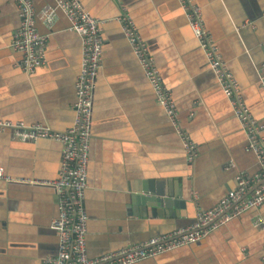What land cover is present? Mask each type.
Instances as JSON below:
<instances>
[{"label": "crops", "instance_id": "crops-1", "mask_svg": "<svg viewBox=\"0 0 264 264\" xmlns=\"http://www.w3.org/2000/svg\"><path fill=\"white\" fill-rule=\"evenodd\" d=\"M78 1L91 16L108 21L102 25L84 199L86 248L95 258L190 228L198 209L214 207L235 188L238 173L252 177L259 166L177 0ZM193 2L247 108L264 124V0ZM33 4L36 28L48 40L45 64L26 74L16 66L19 54L10 46L19 23L16 7L12 0H0V120L65 131L73 124L80 40L60 11L49 21L41 17L54 7L53 0ZM120 4L171 92L177 123L196 145L192 163L114 20ZM60 157L55 142H21L9 130L0 132V167L7 178L0 179V264H41L56 254L57 238L50 228L57 215L55 192L29 181L55 179ZM160 182L163 199L173 201L176 195L182 205L161 209L142 202L153 196L149 184L155 188ZM263 245L264 206L194 244L136 264H262Z\"/></svg>", "mask_w": 264, "mask_h": 264}, {"label": "built area", "instance_id": "built-area-1", "mask_svg": "<svg viewBox=\"0 0 264 264\" xmlns=\"http://www.w3.org/2000/svg\"><path fill=\"white\" fill-rule=\"evenodd\" d=\"M12 1L19 23L11 37L10 46L19 54L16 66L22 72L32 74L45 64L48 36L42 35L36 28L37 13L33 0ZM53 1L54 7L43 10L41 17L49 21L56 11H60L68 21V30L80 40L79 71L74 85L75 102L71 107L73 124L65 131H53L42 124L25 125L23 122L0 120V132L9 130L18 141L46 140L61 146L56 178L50 181H29L30 184L52 187L56 195L57 215L52 219L50 228L57 238V251L54 256L44 258L41 264H134L194 244L211 230L246 211L264 206V124L255 119L247 108L237 80L204 26L201 8L193 0H177L187 25L204 54L208 69L214 75L246 138V149L256 158L259 172L252 177L238 173L235 188L214 207L198 209L196 221L190 228L153 237L144 243L130 245L101 257H90L86 248L88 215L84 199L92 138L93 95L103 55L102 25L108 21L91 16L78 0ZM116 1L121 3V0ZM120 7V16L114 20L137 59L156 103L176 130L187 161L192 163L197 157L196 145L177 123V109L171 92L164 85L155 60L127 9L121 4ZM261 87L264 90V76L261 77ZM0 179H7L1 167ZM261 263L264 264V245Z\"/></svg>", "mask_w": 264, "mask_h": 264}, {"label": "water", "instance_id": "water-1", "mask_svg": "<svg viewBox=\"0 0 264 264\" xmlns=\"http://www.w3.org/2000/svg\"><path fill=\"white\" fill-rule=\"evenodd\" d=\"M263 182H264V180H263ZM166 184H168V187H169L168 195L170 197H172V195H170L171 194L170 185L173 183H170L168 181ZM148 189H149L148 190L149 193H152L153 196L143 198L142 202L148 203V205H150L151 207L157 206L158 208L164 209V208H170L171 205H173L174 207H177V205H182L181 202L178 203L176 201V198H177L176 195H175V198L173 201L172 200L170 201V199H163V197L165 195L164 183H161V182L157 183L155 188H153L151 183H150ZM153 204H155V205L153 206Z\"/></svg>", "mask_w": 264, "mask_h": 264}, {"label": "bare ground", "instance_id": "bare-ground-1", "mask_svg": "<svg viewBox=\"0 0 264 264\" xmlns=\"http://www.w3.org/2000/svg\"><path fill=\"white\" fill-rule=\"evenodd\" d=\"M138 262H140V261H138ZM138 262H136V263H138ZM136 263H134V264H136Z\"/></svg>", "mask_w": 264, "mask_h": 264}]
</instances>
